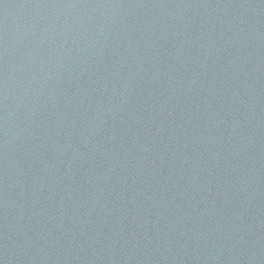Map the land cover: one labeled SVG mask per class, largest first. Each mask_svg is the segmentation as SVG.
<instances>
[{
  "label": "water",
  "instance_id": "water-1",
  "mask_svg": "<svg viewBox=\"0 0 264 264\" xmlns=\"http://www.w3.org/2000/svg\"><path fill=\"white\" fill-rule=\"evenodd\" d=\"M0 264H264V0H0Z\"/></svg>",
  "mask_w": 264,
  "mask_h": 264
}]
</instances>
